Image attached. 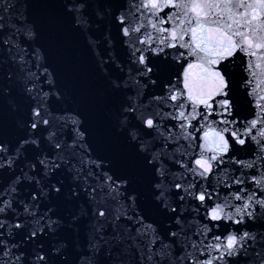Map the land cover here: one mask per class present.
Masks as SVG:
<instances>
[{"label": "snow or ice", "instance_id": "snow-or-ice-1", "mask_svg": "<svg viewBox=\"0 0 264 264\" xmlns=\"http://www.w3.org/2000/svg\"><path fill=\"white\" fill-rule=\"evenodd\" d=\"M0 264H264V0H0Z\"/></svg>", "mask_w": 264, "mask_h": 264}]
</instances>
